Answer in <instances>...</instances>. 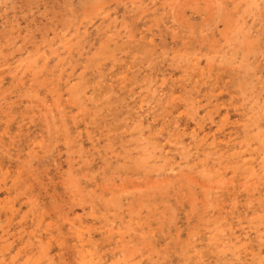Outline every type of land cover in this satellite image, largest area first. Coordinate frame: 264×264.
Wrapping results in <instances>:
<instances>
[{
  "label": "rangeland",
  "instance_id": "374dc122",
  "mask_svg": "<svg viewBox=\"0 0 264 264\" xmlns=\"http://www.w3.org/2000/svg\"><path fill=\"white\" fill-rule=\"evenodd\" d=\"M0 264H264V0H0Z\"/></svg>",
  "mask_w": 264,
  "mask_h": 264
},
{
  "label": "bare ground",
  "instance_id": "6f19581e",
  "mask_svg": "<svg viewBox=\"0 0 264 264\" xmlns=\"http://www.w3.org/2000/svg\"><path fill=\"white\" fill-rule=\"evenodd\" d=\"M220 5V4H219Z\"/></svg>",
  "mask_w": 264,
  "mask_h": 264
}]
</instances>
